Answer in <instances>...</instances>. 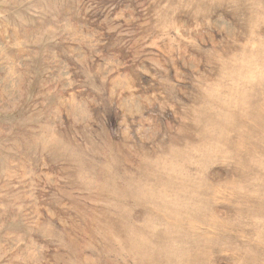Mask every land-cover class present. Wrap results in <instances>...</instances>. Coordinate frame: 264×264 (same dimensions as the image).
<instances>
[{
    "label": "rangeland",
    "instance_id": "obj_1",
    "mask_svg": "<svg viewBox=\"0 0 264 264\" xmlns=\"http://www.w3.org/2000/svg\"><path fill=\"white\" fill-rule=\"evenodd\" d=\"M263 55L264 0H0V264H264Z\"/></svg>",
    "mask_w": 264,
    "mask_h": 264
},
{
    "label": "bare ground",
    "instance_id": "obj_2",
    "mask_svg": "<svg viewBox=\"0 0 264 264\" xmlns=\"http://www.w3.org/2000/svg\"><path fill=\"white\" fill-rule=\"evenodd\" d=\"M259 55H260V54H259ZM263 56H264V55H263ZM258 57H259V56H258ZM260 57H261V56H260ZM255 58H256V57H255ZM257 59H258V58H257ZM253 60H254V59H253ZM260 61H261V59H260ZM256 62H257V61H256ZM258 62H259V61H258ZM251 67H252V66H251ZM263 67H264V66H263ZM248 68H249V67H248ZM251 69H252V68H251ZM252 70H253V69H252ZM252 70H251V72H252ZM253 71H254V70H253ZM258 71H259V70H258ZM260 72H261V71H260ZM260 72H259V73H260ZM261 74H262V73H261ZM261 77H262V76H261ZM261 77H260V79H261ZM262 78H263V77H262ZM262 80H264V78H263ZM251 82H252V81H251ZM262 83H263V82H262ZM257 84H258V82H257ZM261 85H262V84H261ZM261 85H260V87H261ZM257 86H258V88H257V90H258V89H259V85H257ZM252 87H253V85H252ZM262 87H263V86H262ZM263 88H264V87H263ZM263 88H262V89H263ZM255 89H256V88H255ZM262 89H261V90H262ZM257 90H256V91H257ZM261 90H259V92H261ZM263 90H264V89H263ZM263 90H262V91H263ZM256 91H255V92H256ZM257 92H258V91H257ZM257 92H256V93H257ZM253 93H254V90H253ZM254 94H255V93H254ZM251 96H252V94H251ZM259 96H260V93H259ZM254 97H255V96H254ZM240 98H242V97H240ZM243 98H244V97H243ZM252 98H253V96H252ZM256 98H258V95H257V94H256ZM249 99H251V98H249ZM249 99H248V100H249ZM259 99H260V98H259ZM248 100H247V101H248ZM251 100L253 101V100H255V98H254V99H251ZM251 100H249V102H250ZM256 100H257V99H256ZM256 100H255V103H256ZM252 101H251L250 103H252ZM231 106H232V105H231ZM233 107H234V106H233ZM240 107H241V106H240ZM241 108H243V107H241ZM231 109H233V108H231ZM235 109H237V107H236ZM243 110H244V109H243ZM237 111H238V110H237ZM237 111H236V112H237ZM227 112H228V111H227ZM238 112H239V111H238ZM241 112H243V111L241 110ZM241 112H240V113H241ZM229 113H230V111H229ZM234 113H235V112H234ZM234 113L232 112V114H234ZM243 114H244V113H243ZM245 114H246V113H245ZM248 114H250V113H248ZM220 115H221V114H220ZM239 115H240V114H239ZM247 116H248V115H247ZM225 117H226V116H225ZM239 117H241V116H239ZM241 118H242V117H241ZM224 119H225V118H224ZM250 119H251V118H250ZM225 120H226V119H225ZM251 120H252V119H251ZM234 121H235V120H234ZM213 122L216 123L215 121H213ZM250 122H251V121H250ZM258 122H260V121H258ZM214 123H213V124H214ZM256 123H257V122H256ZM216 124H217V123H216ZM233 124H234V123H233ZM239 124H240V123H239ZM250 124H251V123H250ZM214 125H215V124H214ZM224 125H225V123H224ZM256 125H258V123H257ZM259 125H261V124L259 123ZM262 125H263V124H262ZM216 126H217V125H216ZM222 127H223V126H222ZM241 127H242V125H241ZM243 127H244V125H243ZM259 127H260V126H259ZM259 127H258V128H259ZM227 128H228V127H227ZM249 128H250V127H249ZM261 128H262V127H261ZM224 129H225V128H224ZM244 129H246V128H244ZM234 130H235V129H234ZM234 130H233V131H234ZM252 130H253V129H252ZM257 130H259V129H257ZM261 130H262V129H260V131H261ZM230 131H232V130H230ZM222 132H224V131H222ZM243 132H244V131H243ZM263 132H264V131H263ZM259 133H260V132H259ZM244 134H245V133H244ZM262 134H263V133H262ZM228 137H229V136H228ZM258 137H259V136H258ZM219 138H220V137H219ZM217 139H218V138H217ZM261 139H262V138H261ZM229 141H230V140H229ZM226 142H227V141H226ZM230 142H231V141H230ZM237 142H238V141H237ZM243 144H244V143H243ZM228 145H229V143L227 144V146H228ZM237 145H238V144H237ZM245 146H246V145H245ZM232 147H233V146H232ZM234 147H235V146H234ZM241 147H242V146H241ZM234 149H235V148H234ZM241 149H242V148H241ZM237 152H238V151H237ZM222 173H223V172H222ZM254 187H255V186H254ZM216 206H217V205H216ZM140 249H141V248H140ZM150 251H151V250H150ZM149 254H150V253H149ZM140 255H141V254H140ZM142 256H143V255H142ZM146 258H147V257H146ZM158 258H159V257H158Z\"/></svg>",
    "mask_w": 264,
    "mask_h": 264
}]
</instances>
